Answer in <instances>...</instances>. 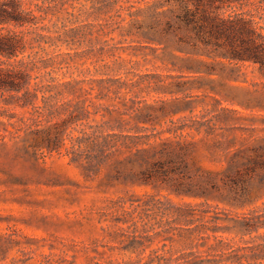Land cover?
I'll return each instance as SVG.
<instances>
[{"label": "rangeland", "instance_id": "374dc122", "mask_svg": "<svg viewBox=\"0 0 264 264\" xmlns=\"http://www.w3.org/2000/svg\"><path fill=\"white\" fill-rule=\"evenodd\" d=\"M129 14L123 6L96 10L90 0L61 13L60 30L82 33L55 49L62 70L54 78L80 80L90 92L71 119L72 136L98 128L135 146L145 136L156 148L195 141L204 147L193 153L201 170L185 174L175 191L161 177H132L140 166L127 151L92 167L84 149L85 171L64 150L29 158L21 138L0 140V264H264V170L225 175L230 153L264 145V79L244 68L240 80L215 82L213 91L209 80L180 69L181 52L127 35L135 31ZM8 110L0 97V132ZM216 116L223 144L201 142L195 120Z\"/></svg>", "mask_w": 264, "mask_h": 264}, {"label": "trees", "instance_id": "16d2710c", "mask_svg": "<svg viewBox=\"0 0 264 264\" xmlns=\"http://www.w3.org/2000/svg\"><path fill=\"white\" fill-rule=\"evenodd\" d=\"M76 1L0 0V97L12 108L7 111L9 123L0 132V140L21 138L23 153L29 158L64 150L70 155L69 163L85 171L90 168L78 159L84 149L92 167H98L104 156L127 151L140 166L132 177L142 176L145 181L161 177L175 191H181L186 185L183 176L194 168L201 170L193 153L204 147L195 141L177 140L156 148L145 136L146 142H141L145 147L135 146L138 144L126 141L128 136L98 128L83 132L85 137L73 138L77 130L71 119L83 113L81 98L90 92L80 86V80L56 81L54 76L62 70L61 53L55 49L69 45L82 33L79 28H58V22L64 21L61 13ZM90 1L96 10L128 8L130 27L135 31L129 28L127 35L143 37L174 55L181 52L186 63L180 69L206 78L213 91L215 82L224 87L227 81L240 80L244 68L257 70L264 79V0ZM54 16L58 19L51 22ZM216 121H220L219 116L213 117V123L195 120L194 130L201 134V142L207 139L223 144L215 133ZM28 136H32L31 141ZM230 154L227 177H243L248 172L260 175L264 170V145L239 147Z\"/></svg>", "mask_w": 264, "mask_h": 264}]
</instances>
